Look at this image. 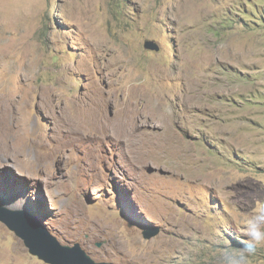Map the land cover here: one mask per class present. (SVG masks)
<instances>
[{
	"label": "rangeland",
	"instance_id": "374dc122",
	"mask_svg": "<svg viewBox=\"0 0 264 264\" xmlns=\"http://www.w3.org/2000/svg\"><path fill=\"white\" fill-rule=\"evenodd\" d=\"M263 21L264 0H0V207L96 263L218 264L264 194ZM105 118L115 138L65 128ZM0 264L45 263L0 222Z\"/></svg>",
	"mask_w": 264,
	"mask_h": 264
},
{
	"label": "water",
	"instance_id": "95a60500",
	"mask_svg": "<svg viewBox=\"0 0 264 264\" xmlns=\"http://www.w3.org/2000/svg\"><path fill=\"white\" fill-rule=\"evenodd\" d=\"M144 49L158 51V48L151 41L144 43ZM0 222L22 240L30 255L45 264H112L96 263L78 243L73 246L60 244L54 236L42 227L36 216L0 207ZM157 234L158 230L146 231L142 233V236L145 240H150Z\"/></svg>",
	"mask_w": 264,
	"mask_h": 264
},
{
	"label": "clouds",
	"instance_id": "9594fccd",
	"mask_svg": "<svg viewBox=\"0 0 264 264\" xmlns=\"http://www.w3.org/2000/svg\"><path fill=\"white\" fill-rule=\"evenodd\" d=\"M254 199L249 201L250 209L244 213V223L239 229L240 247L226 240V247L221 249L217 258L218 264H251V258L257 248L264 246V194H250Z\"/></svg>",
	"mask_w": 264,
	"mask_h": 264
},
{
	"label": "bare ground",
	"instance_id": "6f19581e",
	"mask_svg": "<svg viewBox=\"0 0 264 264\" xmlns=\"http://www.w3.org/2000/svg\"><path fill=\"white\" fill-rule=\"evenodd\" d=\"M84 113H86L89 116L90 115H94V114H92L91 111H84ZM133 118H135V115H134V117H132V114L129 115V114L126 113L124 118L119 119L120 121L118 120L120 122L119 123L120 129L121 130L123 129L124 132L126 133L125 135H127V136L132 133V131H131L132 130V127H133V125H135V122H134V119ZM0 123L1 124L3 123L2 120H0ZM5 125H6V123H5ZM65 125H66L65 128H67V131H69L70 134L71 133L73 134V133L76 132V133H80V134H83V135H86V136H94V137H98V138L99 137H102L104 135H107L109 138L110 137L115 138V131L117 130V129L116 130L114 129L115 126H113L111 124V122L108 120V118H105L104 121L101 122V123L94 122L92 124H89V123H85V122H81L80 121V123L75 124V125H70V124H68V125L65 124ZM22 130L23 129L21 128L18 131V135H17V137H18V145H17L18 148L15 146L16 149L22 148V145H23V136H24V134H25L26 131L23 130V132H22ZM120 132H122V131H120ZM10 133H11L10 128H8L6 130V132H4V133H2V131L0 130V149L3 148V147H5L2 141L5 139V136H9ZM70 134H68V135H70ZM117 134H118V131H117ZM122 134H124V133H122ZM140 149H144V148L143 147H140ZM6 150H8V149H6ZM6 167L8 168V166H6Z\"/></svg>",
	"mask_w": 264,
	"mask_h": 264
},
{
	"label": "trees",
	"instance_id": "16d2710c",
	"mask_svg": "<svg viewBox=\"0 0 264 264\" xmlns=\"http://www.w3.org/2000/svg\"><path fill=\"white\" fill-rule=\"evenodd\" d=\"M264 22V21H263Z\"/></svg>",
	"mask_w": 264,
	"mask_h": 264
}]
</instances>
